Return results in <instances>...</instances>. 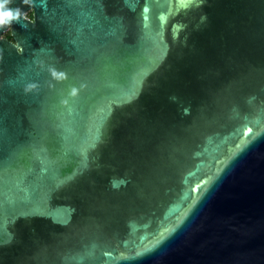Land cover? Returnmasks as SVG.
Listing matches in <instances>:
<instances>
[{
	"label": "water",
	"instance_id": "1",
	"mask_svg": "<svg viewBox=\"0 0 264 264\" xmlns=\"http://www.w3.org/2000/svg\"><path fill=\"white\" fill-rule=\"evenodd\" d=\"M0 264H264V0H0Z\"/></svg>",
	"mask_w": 264,
	"mask_h": 264
},
{
	"label": "trees",
	"instance_id": "2",
	"mask_svg": "<svg viewBox=\"0 0 264 264\" xmlns=\"http://www.w3.org/2000/svg\"><path fill=\"white\" fill-rule=\"evenodd\" d=\"M30 17H32V13L29 15ZM7 37L10 39V40H13L12 36L10 33L7 34Z\"/></svg>",
	"mask_w": 264,
	"mask_h": 264
},
{
	"label": "flooded vegetation",
	"instance_id": "3",
	"mask_svg": "<svg viewBox=\"0 0 264 264\" xmlns=\"http://www.w3.org/2000/svg\"><path fill=\"white\" fill-rule=\"evenodd\" d=\"M10 33V31H7L5 34H4V37L8 38L7 37V34ZM9 39V38H8Z\"/></svg>",
	"mask_w": 264,
	"mask_h": 264
},
{
	"label": "snow or ice",
	"instance_id": "4",
	"mask_svg": "<svg viewBox=\"0 0 264 264\" xmlns=\"http://www.w3.org/2000/svg\"><path fill=\"white\" fill-rule=\"evenodd\" d=\"M10 13H5L4 15H9Z\"/></svg>",
	"mask_w": 264,
	"mask_h": 264
},
{
	"label": "clouds",
	"instance_id": "5",
	"mask_svg": "<svg viewBox=\"0 0 264 264\" xmlns=\"http://www.w3.org/2000/svg\"><path fill=\"white\" fill-rule=\"evenodd\" d=\"M9 15H11V13Z\"/></svg>",
	"mask_w": 264,
	"mask_h": 264
}]
</instances>
